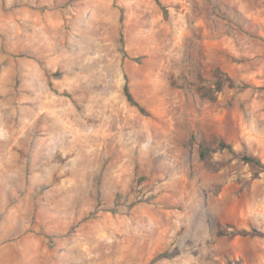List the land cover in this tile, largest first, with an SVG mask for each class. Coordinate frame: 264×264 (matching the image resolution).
Wrapping results in <instances>:
<instances>
[{
	"label": "rangeland",
	"instance_id": "1",
	"mask_svg": "<svg viewBox=\"0 0 264 264\" xmlns=\"http://www.w3.org/2000/svg\"><path fill=\"white\" fill-rule=\"evenodd\" d=\"M260 232L264 0H0V264H264Z\"/></svg>",
	"mask_w": 264,
	"mask_h": 264
},
{
	"label": "trees",
	"instance_id": "2",
	"mask_svg": "<svg viewBox=\"0 0 264 264\" xmlns=\"http://www.w3.org/2000/svg\"><path fill=\"white\" fill-rule=\"evenodd\" d=\"M156 1L158 2L159 0H156ZM227 80L230 81L229 78H227ZM223 85H224V82H222V81L219 82V83L217 84V90L219 91L220 89H222ZM124 91H125V95H126L128 101H129V103H130L132 106L137 107V108L140 110V112H141L142 114L147 115V112H146L145 108H144L143 106H141V104H140L139 102H137L136 99H135V97L133 96V94H132V92H131V90H130V87H129L128 79H127V78H126V84H125ZM221 146H222L223 148H228V149H230V146H228V145L225 144V143H221ZM245 159H246V161H248L249 163H252V164L255 165V166H258V167L263 168L262 163H261L258 159L253 158V157H247V158H245ZM244 233H247V232H244ZM258 235H259V236H264V232H260Z\"/></svg>",
	"mask_w": 264,
	"mask_h": 264
}]
</instances>
